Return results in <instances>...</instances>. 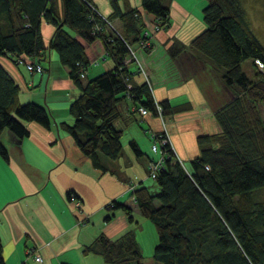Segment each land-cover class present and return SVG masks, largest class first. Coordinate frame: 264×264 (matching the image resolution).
I'll list each match as a JSON object with an SVG mask.
<instances>
[{
    "label": "trees",
    "instance_id": "trees-1",
    "mask_svg": "<svg viewBox=\"0 0 264 264\" xmlns=\"http://www.w3.org/2000/svg\"><path fill=\"white\" fill-rule=\"evenodd\" d=\"M164 1L141 0V4L154 16L155 25L166 30L171 24L169 6ZM206 1L202 9L206 29L189 48L214 66L234 96L215 113L222 130L197 138L200 154L189 168L170 145L164 146V166L155 178H149L158 191L152 193L140 183L130 196L141 217L156 229L158 242L150 264H264V198L262 192L255 194L264 189V121L260 112V106H264V74L255 63L257 59L264 63V46L252 31L240 0ZM91 3L0 0V57L10 56L17 63L20 58H41L48 49L56 51L81 92L70 107L75 123L63 125V129L95 167L114 171L105 166L104 159L110 162L123 156V128H118L117 122L123 116L121 105L126 98L135 103L137 111L143 107L156 118L157 103L163 117L189 107L154 100L148 82L133 79L140 69L133 71L130 66L134 63L125 64L131 49L151 38L145 35L147 25L140 11L127 4L122 9L117 0H112L113 14L102 17ZM43 20L56 30L49 47L42 39ZM97 38L105 43L115 67L87 79L90 62L81 39L91 43ZM184 48L177 44L171 55L176 57ZM246 59L253 63L254 78L243 72ZM19 92V85L0 62V156L6 161L9 154L1 139L4 131L24 139L30 133L27 123L51 128L48 110L35 102L20 104ZM130 115L125 126L135 120L134 113ZM129 147L137 158L145 156L148 166L159 157L157 153L155 158L148 157L133 140ZM67 198L76 199V195L69 191ZM108 208L121 210L130 222H137L133 209L124 203L115 200ZM2 248L0 237V264H4ZM83 252H97L107 264H146L133 231L113 240L99 235Z\"/></svg>",
    "mask_w": 264,
    "mask_h": 264
},
{
    "label": "crops",
    "instance_id": "crops-1",
    "mask_svg": "<svg viewBox=\"0 0 264 264\" xmlns=\"http://www.w3.org/2000/svg\"><path fill=\"white\" fill-rule=\"evenodd\" d=\"M111 1L91 0L102 17L113 14ZM117 1L122 9L127 4L140 11L151 37L150 49L137 50L143 72L133 75L135 82L147 81L159 103L167 100L172 105L189 107L164 117L173 150L189 168L200 154L197 138L221 132L215 113L234 98L214 66L189 48L190 42L206 29L199 7L204 8L207 1L165 0L171 26L157 32L155 18L143 10L141 0ZM40 30L45 46L49 47L55 27L43 20ZM81 41L90 62L85 78H95L115 67L102 39ZM177 44L185 48L174 57L171 50ZM26 61L43 66L42 74L29 73L10 56L0 57L6 72L20 87V104L35 102L44 106L51 117V128L33 122L26 124L30 133L24 139L9 130L2 134V143L9 154V161L0 156V237L4 264H107L97 252L85 253L83 249L99 235L113 240L128 231L135 232L144 258L151 260L158 238L154 232H148L146 237L141 235L142 227L148 223L130 196L132 184L149 187V160L129 155L128 165L122 161L123 157L110 162L104 159L105 166L114 171L95 167L72 135L63 129V125L75 123L70 107L81 92L58 53L48 49L41 58ZM130 68L135 71L139 66L135 63ZM121 112L117 127L123 128V149L133 140L148 157L155 158L151 135L161 132V121L152 114H139L129 97L122 103ZM132 112L135 120L125 126ZM69 191L74 192L76 199L67 198ZM115 200L131 207L137 222H130L121 210L109 209ZM29 250H35L43 261L28 259Z\"/></svg>",
    "mask_w": 264,
    "mask_h": 264
},
{
    "label": "built area",
    "instance_id": "built-area-1",
    "mask_svg": "<svg viewBox=\"0 0 264 264\" xmlns=\"http://www.w3.org/2000/svg\"><path fill=\"white\" fill-rule=\"evenodd\" d=\"M91 7L92 9L95 11L96 7L94 5V3L92 2L91 4ZM99 11V10H98ZM102 16V15H101ZM104 17V16H103ZM155 25V24H154ZM162 28L161 27H158V26H155V31L157 32L158 30H161ZM146 36L150 35V33L147 31V33L145 34ZM151 46H150V42L149 40L147 41H141L139 43V45L137 46V49H131V54H130V57H128L127 61L125 62V64H130L132 62H134L133 60L137 61L138 65H139V68L141 69V71L143 72L142 68H141V65L139 63V60L138 58L136 57V52L137 50L140 48V49H143V50H146L149 49ZM37 59V58H35ZM17 63L20 65H24L27 69V71L29 73L31 72H35V73H39V74H42L43 72V66H41L40 64L36 63V62H33V61H26L22 58L20 59H17ZM255 63H256V67L257 69L264 74V63L261 62L260 60H255ZM85 76V72L84 74H82V78ZM146 77V76H145ZM131 89V85L128 84L127 86V90H130ZM129 96V93L128 95ZM156 108L158 110V118L159 120L161 121V124H162V130L159 134H157L156 132H153L151 137H152V147H151V151H153L154 153H157L159 154V157L155 160H152L150 163H149V166H148V178H155L156 175H157V172L163 168L164 166V163H163V160H164V152H162V149L164 146L166 145H170L171 149L173 150V147H172V144H171V141L169 140V137H168V131L166 130V123H165V120H164V117H163V110H162V107H160V105L157 103L156 105ZM139 111V114L141 115H148V111L143 108V107H139L138 109ZM135 188H137L136 185H133L132 186L130 185V189L133 191ZM111 205V204H110ZM109 205V206H110ZM28 255V259H31L33 258V260L36 262V263H40L43 261V258L41 255H38L35 253V250H29V252L27 253Z\"/></svg>",
    "mask_w": 264,
    "mask_h": 264
},
{
    "label": "rangeland",
    "instance_id": "rangeland-1",
    "mask_svg": "<svg viewBox=\"0 0 264 264\" xmlns=\"http://www.w3.org/2000/svg\"><path fill=\"white\" fill-rule=\"evenodd\" d=\"M240 2H241L242 9L245 12V16L247 18V21L249 22V24L251 26L252 31H255L259 41H261L263 46H264V0H240ZM199 8H200L199 9L200 11L198 10V8H197V11L202 12L203 7H199ZM201 14L203 16V13H201ZM161 30H163V29H161ZM136 57H137V52H136ZM133 61L134 62H132V63H134V64L137 63V61H135V60H133ZM132 63H130V64H132ZM242 69H243V72L248 74L251 78H254V76H255L254 66H253V63L251 60H249V59L244 60L242 63ZM260 112H261V116H262L263 121H264V106H260ZM164 120H165V118H164ZM165 123L167 125L166 120H165ZM166 129H167V126H166ZM129 155H134V154L132 153V150L130 149V147L126 146V148L123 149V156H122L123 157L122 161H125L126 165H128V161H130V159L128 158ZM149 184H150L149 188H150V191L152 193L158 191V186L155 185L154 181H150ZM258 192L259 193L262 192L261 198L263 199L264 198V189L262 188V189L256 191L255 194ZM156 204L158 205V202H156ZM146 222L148 224L142 227L143 231H141V235H144V237H146V234L148 232L149 233L154 232L155 235L157 236L156 229L153 226L152 222L148 219H146ZM148 225L150 228H148ZM144 260H145L146 264L147 263L150 264L153 262V260L148 259V257H145Z\"/></svg>",
    "mask_w": 264,
    "mask_h": 264
}]
</instances>
